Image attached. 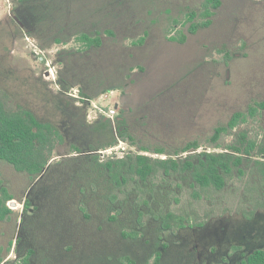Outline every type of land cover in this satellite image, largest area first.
Masks as SVG:
<instances>
[{
	"label": "rangeland",
	"instance_id": "1",
	"mask_svg": "<svg viewBox=\"0 0 264 264\" xmlns=\"http://www.w3.org/2000/svg\"><path fill=\"white\" fill-rule=\"evenodd\" d=\"M205 2L0 0V98L8 109L29 104L61 122L58 96L105 92L118 114L131 116L139 144L173 149L199 140L197 151L172 156L179 161L223 152L207 140L213 129L264 102V0H222L212 25L192 35L191 25L205 21ZM97 34L101 47L84 40ZM41 80L54 100L29 88ZM71 101L69 116L81 107ZM239 128L263 140L264 110L222 144ZM76 146L84 148L85 138L58 147L36 181L0 160L2 185L15 198L0 221L3 264H24L29 251L30 264H241L264 250V159L257 154L244 156L217 191L201 189L188 172L158 170L146 180L127 165L110 172L107 162L128 155L163 157L127 142L114 159ZM166 213L189 226L164 231L159 216Z\"/></svg>",
	"mask_w": 264,
	"mask_h": 264
},
{
	"label": "trees",
	"instance_id": "2",
	"mask_svg": "<svg viewBox=\"0 0 264 264\" xmlns=\"http://www.w3.org/2000/svg\"><path fill=\"white\" fill-rule=\"evenodd\" d=\"M221 6L222 0H206L201 7L205 21L193 23L189 33L194 35L200 29L209 28L213 22L212 18ZM84 40L89 42L90 46H102V39L99 34L94 39L84 36ZM144 40V37L141 38L138 44L142 45ZM171 41H174V39H171ZM232 59L233 56L226 53L225 61L227 65ZM29 88L32 91L35 90L37 97L45 102L48 96L51 100H54L47 89V85L42 80L40 83H34ZM103 94L105 92L94 98L86 97L83 94L80 95L84 99L93 100ZM70 99L78 102V100L71 97L68 99L58 96L56 101L58 102L57 108L64 112L62 120L59 122L46 116L38 115L37 110L33 109L29 104L20 105L14 110L8 109L5 102L0 98V160L12 166L16 172L26 174L32 181H36L46 171L56 149L63 146L69 139L85 138L86 146L84 148L78 146L74 148L78 153L97 152L103 148L116 146L121 140L137 147L141 152L167 155L169 158L153 159L145 155H128L125 158L107 162L105 167L110 172H114L115 164L117 168L127 165L128 171L138 176L141 180H146L158 170H162L167 174L170 172H188L191 173L194 181L201 189L213 187L220 191L225 187L226 177L232 174L234 168H239L242 165L244 156L251 157L257 154L258 157L264 159V139L260 142L252 139L249 136L248 129L239 128L233 135L234 140L228 145L222 144L221 141L225 135H232L234 129L245 124L248 117H255L260 110H264V102L250 104L246 112L234 113L225 124L213 129V133L207 140L214 148L223 149V152L200 153L194 161H179L172 156L197 151L201 147L200 141L197 139L190 140L177 145L173 149L163 145L139 144L131 116L127 111L124 110L118 114L115 125L104 117L99 118L93 124H88L86 123L88 102L84 101L83 106L78 108V113L69 116V114L71 115V113L67 115L69 107L74 105ZM14 199L2 185L0 179L1 222L5 221L13 213L7 207V203ZM29 206L30 201L26 199L24 203L25 210ZM159 220L164 231L185 229L189 226L188 220L174 213L162 214L159 216ZM203 225L200 224L198 227H203ZM123 236L126 238L130 237L127 234H123ZM161 255L160 251L156 252V263L160 261ZM32 256L33 251H29L24 259V264H30ZM4 261V258H0V264H3ZM241 264H264V250L257 249L250 254L244 255Z\"/></svg>",
	"mask_w": 264,
	"mask_h": 264
},
{
	"label": "built area",
	"instance_id": "3",
	"mask_svg": "<svg viewBox=\"0 0 264 264\" xmlns=\"http://www.w3.org/2000/svg\"><path fill=\"white\" fill-rule=\"evenodd\" d=\"M8 5H11V0H5ZM112 94V93H111ZM67 95L71 98L78 100V105L83 106L84 101L88 102L87 108V123L93 124L99 118L109 119L113 125H115L116 118L118 116V109L115 104H112L111 101H108V94H103L97 99L88 100L84 99L80 96V91L78 89H72L71 92L67 93ZM126 144V142L119 141V144L113 147H107L105 149L98 151V156L102 159L116 158L113 154L117 152L121 147V145ZM120 145V146H119ZM120 147V148H119ZM125 148H121L124 151ZM160 156V155H158ZM163 156V157H162ZM161 159H167L166 156L161 155ZM120 158V157H118Z\"/></svg>",
	"mask_w": 264,
	"mask_h": 264
}]
</instances>
